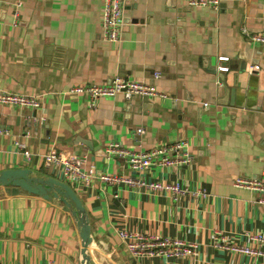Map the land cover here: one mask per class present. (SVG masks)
Masks as SVG:
<instances>
[{
	"label": "crops",
	"instance_id": "1",
	"mask_svg": "<svg viewBox=\"0 0 264 264\" xmlns=\"http://www.w3.org/2000/svg\"><path fill=\"white\" fill-rule=\"evenodd\" d=\"M103 7L104 0H0V87L41 100L39 107L0 104V172L30 168L70 183L60 168L46 167L45 154L84 159L93 177L70 185L89 217L91 264H264V256L214 246L219 233L239 241L264 232L257 192L234 183L264 168V44L243 33H264V0H221L219 8L127 0L116 41L104 37ZM220 55L230 57L228 71L218 69ZM113 76L153 82L163 95L101 97L92 108L69 91ZM178 139L194 157L176 169L133 171L106 151L111 142L147 150ZM103 173L181 180L195 193L174 200L104 183ZM123 228L195 242L196 253L134 254L119 235ZM82 246L61 200L0 184V263L83 264Z\"/></svg>",
	"mask_w": 264,
	"mask_h": 264
},
{
	"label": "built area",
	"instance_id": "2",
	"mask_svg": "<svg viewBox=\"0 0 264 264\" xmlns=\"http://www.w3.org/2000/svg\"><path fill=\"white\" fill-rule=\"evenodd\" d=\"M126 1L104 0L101 25L104 37L110 41L119 39L120 33L126 24L124 14ZM180 1L186 2L189 6H208L213 8H219L221 3V0ZM243 33L251 41L264 44L263 32H253L244 28ZM218 60L221 62L218 69L220 71H228L229 66L225 64V61L230 60V57L220 55L218 56ZM154 76H159V72L154 73ZM69 91L86 96L89 106L92 108L97 105L101 97H112L123 94L127 99H131L135 95L148 97L163 95L158 86L153 82L122 76H113L109 82L105 83L75 85ZM0 104L39 107L41 100L35 95L12 92L0 87ZM136 131L138 134H143L145 133V128L138 127ZM2 132H5V130L0 128V133ZM17 144L20 147H26L22 142L17 141ZM106 151L110 154L118 155L133 171L138 172L149 171L154 165L176 169L178 166L191 164L194 157L189 142L184 139L158 143L147 150H135L133 147L124 146L119 142H111L106 146ZM24 152L28 155L27 150H24ZM44 158L46 167L53 166L55 169L60 168L66 180L71 184L76 181L88 182L94 175L93 169H83L84 159L78 156H68L61 152L50 151L45 154ZM99 177L104 183L117 184L123 182L129 185L145 187L153 192L167 193L174 200H178L188 192L195 193V191L189 190L188 186H184L181 180H146L137 176H125L118 173H103ZM234 183L237 186L257 192L256 201L264 207V168L256 176L238 175L234 178ZM201 191L206 193L205 189ZM119 235L134 254L147 253L149 255L183 257L194 255L197 249L195 242L177 237L140 233L125 228L119 230ZM214 246L225 247L236 255L261 257L264 256V232L259 230L249 231L239 241L231 240L230 237L219 233L215 236Z\"/></svg>",
	"mask_w": 264,
	"mask_h": 264
},
{
	"label": "water",
	"instance_id": "3",
	"mask_svg": "<svg viewBox=\"0 0 264 264\" xmlns=\"http://www.w3.org/2000/svg\"><path fill=\"white\" fill-rule=\"evenodd\" d=\"M0 184L10 186L14 193L26 190L61 200L64 208L71 211L78 222L83 240L82 263L91 264L87 252L92 239L89 217L81 198L68 182L50 176H37L30 168H9L0 172Z\"/></svg>",
	"mask_w": 264,
	"mask_h": 264
}]
</instances>
